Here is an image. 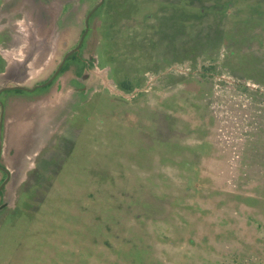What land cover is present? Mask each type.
Here are the masks:
<instances>
[{
	"label": "rangeland",
	"instance_id": "rangeland-1",
	"mask_svg": "<svg viewBox=\"0 0 264 264\" xmlns=\"http://www.w3.org/2000/svg\"><path fill=\"white\" fill-rule=\"evenodd\" d=\"M96 2L10 16L16 84L49 76ZM63 69L7 100L0 264H264V0H104Z\"/></svg>",
	"mask_w": 264,
	"mask_h": 264
},
{
	"label": "flooded vegetation",
	"instance_id": "flooded-vegetation-1",
	"mask_svg": "<svg viewBox=\"0 0 264 264\" xmlns=\"http://www.w3.org/2000/svg\"><path fill=\"white\" fill-rule=\"evenodd\" d=\"M37 1L46 2L48 0H37ZM99 1L100 0H97L95 5ZM103 2H104V0L89 15L88 21H87L88 29H87V32L81 41L79 48L76 51L70 53L65 58L64 62L60 66L57 74L51 79V77L53 76L56 69H58L60 62L62 61V58L64 57V55L67 54V52H69L70 50H72L77 45V43L79 42L80 37H81V35L85 29V23H84L83 31L81 32L77 43L75 45H73L72 47H70L68 49V51L62 55L61 59L59 60V62L56 65V67L51 71V73L49 74V76L47 78H45L43 81H41L39 83L32 85L31 87L15 83L16 80L20 79V77H22V75H24L23 72L25 71L24 67L26 65L23 64L24 61H21L22 59H18V57H16V55H14L15 52H13L14 48H13L12 44L17 43V45H18V41H15V39H13V43L12 44L10 43V40L12 41V38H13L12 33H11V29H12L11 26H16V23H17L16 21L11 22L10 16L11 17L18 16V14H20L23 9H25L26 13H29V12L35 13V12H38L40 10L38 8H36L35 5H34V7H32L31 4L34 3V0H11L9 3H1L0 4V76H5V81L7 82L4 85L0 86V155H1V150H2V132H3V125H4L3 124L4 123L3 113L5 111V108L7 107V103H8L7 100L9 98H11L13 95L14 96H20V97L24 95L25 98H30L27 95L33 96L35 94H41V92H43L45 90V88L50 86L55 81L57 76L60 73H62V71H64L63 68H64L65 62L67 60L71 59L72 56H75L76 54H78L81 51V49L84 45L85 37L89 31V21H90L92 15L95 13V11H97L102 6ZM95 5H93V7ZM91 9H89V11ZM88 12L86 13V15L88 14ZM41 14H42V12H41ZM86 15H85V17H86ZM85 17H84V21H85ZM27 22H29V23H27V25H23V27H24L23 33L27 39L26 44L23 46H20V47L17 46V48H16L20 55L24 54L25 56H27L28 53H30V52H32V50H34V47L36 46L35 43H37L36 42V39H37L36 36H37V31H38L36 25L32 24L33 22H31V21H27ZM32 26H35V28ZM14 29L18 30L16 27ZM25 37H24V39H25ZM4 45L7 47L11 45V47H9L6 50H2V46H4ZM89 65H90L89 63H85V62L81 63V66H85L87 69H89V67H88ZM2 69L4 72H2ZM45 82H47V83L42 85ZM15 85L25 87L26 89L13 87ZM0 174H1L0 176L3 175V178L0 177V195H1V193L5 189L6 183L9 181V179L11 177V173L5 166H3L0 163ZM5 206H6L5 202L1 203L0 209H2Z\"/></svg>",
	"mask_w": 264,
	"mask_h": 264
},
{
	"label": "water",
	"instance_id": "water-1",
	"mask_svg": "<svg viewBox=\"0 0 264 264\" xmlns=\"http://www.w3.org/2000/svg\"><path fill=\"white\" fill-rule=\"evenodd\" d=\"M102 1L103 0H100L89 12H88V14L86 15V17H85V21H84V23H85V29H84V31H83V33H82V35H81V37H80V40H79V42L77 43V45L72 49V50H70L69 52H67V54H65L64 55V57L62 58V61L60 62V65H59V67H58V69H56V71L54 72V74H53V76L51 77V79L57 74V72H58V70H59V68H60V66L62 65V63L64 62V60H65V58L70 54V53H72V52H74V51H76L78 48H79V46H80V44H81V41H82V39H83V37H84V35L86 34V32H87V29H88V25H87V21H88V17H89V15L102 3ZM50 79V80H51ZM47 82H45V83H43L42 85H44V84H46ZM13 87H17V88H25V87H22V86H19V85H15V86H13ZM26 89V88H25Z\"/></svg>",
	"mask_w": 264,
	"mask_h": 264
}]
</instances>
